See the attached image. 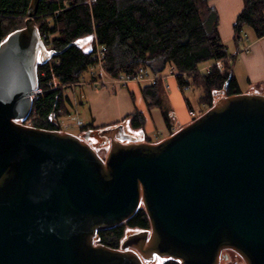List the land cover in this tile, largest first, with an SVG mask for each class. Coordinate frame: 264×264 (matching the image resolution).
Here are the masks:
<instances>
[{
	"label": "water",
	"instance_id": "1",
	"mask_svg": "<svg viewBox=\"0 0 264 264\" xmlns=\"http://www.w3.org/2000/svg\"><path fill=\"white\" fill-rule=\"evenodd\" d=\"M40 1L0 43V264H221L227 250L264 264V93L222 92L157 142L103 128L104 158L90 134L25 123L38 65L56 54L36 23ZM141 208L150 229L118 248L97 242Z\"/></svg>",
	"mask_w": 264,
	"mask_h": 264
},
{
	"label": "trees",
	"instance_id": "2",
	"mask_svg": "<svg viewBox=\"0 0 264 264\" xmlns=\"http://www.w3.org/2000/svg\"><path fill=\"white\" fill-rule=\"evenodd\" d=\"M212 0H41L36 23L41 34L51 35V61L38 65L43 94L33 103L25 121L32 126L59 129L57 117L70 114L73 101L65 88L81 83L95 64L96 45L107 48L104 68L111 76L135 74L145 68L153 75L170 70L177 78L187 105L189 89L200 88L199 103L210 108L222 92H242L234 71L237 56L229 53L219 33V14ZM31 0H0V43L23 27ZM235 49L264 37V0H243L233 25ZM206 65V68L202 66ZM54 78L59 85L50 84ZM53 83V82H52ZM227 85V88H225ZM160 83L146 87L149 108L161 105ZM205 110H201L204 112ZM169 123V118L165 114ZM134 129H144L140 111L128 115ZM100 128L84 126L96 136ZM150 229L144 209L124 224L99 232L97 242L118 248L128 230ZM161 264H180L167 257Z\"/></svg>",
	"mask_w": 264,
	"mask_h": 264
},
{
	"label": "crops",
	"instance_id": "3",
	"mask_svg": "<svg viewBox=\"0 0 264 264\" xmlns=\"http://www.w3.org/2000/svg\"><path fill=\"white\" fill-rule=\"evenodd\" d=\"M211 5L219 14V33L222 40L227 45L229 53L237 56L234 71L241 91L264 93V37L250 42L247 50L243 49L240 52L235 49L233 41V25L243 9V0H212ZM163 75L167 76L170 88H166L164 82L160 81L161 105L149 108L143 96L144 89L153 86L148 81H132L127 86L108 85L104 87L107 89H102L91 85L90 69L89 74L76 85L86 89V92H83L89 116L86 123H83L87 127L100 129L123 124L127 132L141 138L139 140L142 141L157 142L168 137L190 123L193 118L190 116L191 110L176 76L170 70H166ZM192 91L193 89H189L187 93ZM191 104L192 110L199 116L192 102ZM135 111H140L145 116L143 130L134 129L129 119H125ZM165 114L169 118V123Z\"/></svg>",
	"mask_w": 264,
	"mask_h": 264
},
{
	"label": "built area",
	"instance_id": "4",
	"mask_svg": "<svg viewBox=\"0 0 264 264\" xmlns=\"http://www.w3.org/2000/svg\"><path fill=\"white\" fill-rule=\"evenodd\" d=\"M41 36L45 45L49 49V47H51V42H52L51 35L48 33H43L41 34ZM106 51H107L106 46L100 44L96 45L95 53L93 55L95 64L92 66L93 75H92V79L90 80L91 85H93L94 87H106L108 85L127 86L128 83L132 81L135 82L148 81L151 85H156L161 81L164 82L166 88H170V84L166 80L167 76L163 74L153 75L149 73V71L145 68H140L135 74H127V75L122 74L116 77L111 76L106 72L104 68ZM78 84L79 83L72 84L70 87H75ZM42 94H43V89L39 87L36 90H34L33 93L30 94V97L34 102L35 100H38ZM190 116L194 119L198 115L195 111L191 110ZM56 121L60 130L67 131L73 134L76 133L75 132L76 130L74 128L80 131L85 126L78 116L76 115L73 116L71 113L63 116H58Z\"/></svg>",
	"mask_w": 264,
	"mask_h": 264
},
{
	"label": "rangeland",
	"instance_id": "5",
	"mask_svg": "<svg viewBox=\"0 0 264 264\" xmlns=\"http://www.w3.org/2000/svg\"><path fill=\"white\" fill-rule=\"evenodd\" d=\"M49 49H51V47H49ZM246 50L247 48L244 51ZM90 69H91V74L93 75L92 67ZM88 74H89V70L84 74V77L87 76ZM52 82L50 83L54 84V86L59 85L57 78H54ZM101 88L107 89L104 87H101ZM83 91L86 92V89H84V87H79V86L65 88V94L71 98L74 104L72 107H70L71 114L73 116L74 115L78 116L82 122L86 123L88 116H89V109H88L87 102L85 100V94ZM187 94H188L189 99L193 103L194 107L197 109L196 111L198 112L199 115L203 113L201 112V110H205V111L207 110L206 105H201L199 103V97L202 95V90L200 88H196L192 92H189ZM63 115H66V114L65 113L59 114V116H63ZM26 124H29V123H26ZM74 129L76 130L75 134L84 138L85 132H83L82 130L78 131V129L76 128ZM88 142H90L93 145V147L99 152V154L102 157L104 158L106 157L109 151V146H110L108 142H105L104 139L100 138L98 135L94 137L91 136V139L89 138ZM129 231L130 230H128V232ZM225 255H227V258L224 257L222 259L221 264H244V261L242 260V258L233 251H230V250L224 251V256ZM166 258L156 257L154 261H150V262L146 261V264H161L163 263V261L166 260Z\"/></svg>",
	"mask_w": 264,
	"mask_h": 264
}]
</instances>
